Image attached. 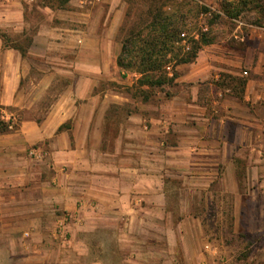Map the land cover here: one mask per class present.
<instances>
[{
  "label": "crops",
  "instance_id": "obj_1",
  "mask_svg": "<svg viewBox=\"0 0 264 264\" xmlns=\"http://www.w3.org/2000/svg\"><path fill=\"white\" fill-rule=\"evenodd\" d=\"M5 1V21H41L27 57L0 37V111H23L0 133V264H110L109 244L117 264H206L205 225L229 209L236 233L264 232V24L203 45L145 98L119 65L132 0Z\"/></svg>",
  "mask_w": 264,
  "mask_h": 264
},
{
  "label": "trees",
  "instance_id": "obj_2",
  "mask_svg": "<svg viewBox=\"0 0 264 264\" xmlns=\"http://www.w3.org/2000/svg\"><path fill=\"white\" fill-rule=\"evenodd\" d=\"M67 1L44 0V4L54 5L56 2L58 6H62ZM194 10L192 1L179 3L170 11L151 10L152 17L148 23L129 31L123 42L119 65L125 70L140 73L137 87V93L140 96L148 97L149 93L145 86L162 88L167 84H173L176 77V64L195 60L202 46L212 41L210 31H201L198 37L190 36L188 31H185L189 30V21ZM246 10L255 11L253 25L264 24V0H224L219 11H210V13L216 18L224 15L230 19H237ZM206 11L209 10L206 8ZM183 32L187 33V37H182ZM33 36L23 32L10 37L0 27V37L4 46L19 50L23 57L28 56ZM169 64L173 65L171 75L166 69ZM9 125L10 122L4 119L0 111V133L11 131ZM64 127L65 125L61 126L59 130Z\"/></svg>",
  "mask_w": 264,
  "mask_h": 264
},
{
  "label": "rangeland",
  "instance_id": "obj_3",
  "mask_svg": "<svg viewBox=\"0 0 264 264\" xmlns=\"http://www.w3.org/2000/svg\"><path fill=\"white\" fill-rule=\"evenodd\" d=\"M192 1L195 6L194 13L190 18L188 33L190 36H197L201 31H210V38L217 39L224 37L228 33L234 31L238 24L241 23V27L245 29L249 24L254 23V17L256 16L255 11L246 10L237 19H230L226 16H221L220 18L214 17L211 12H217L221 9V4L224 0H132L129 9V19L127 21V26L131 28H140L142 25L150 21L151 10L152 11H170L174 9L179 3ZM5 0H0V6ZM206 8L209 11H206ZM36 9L30 8L29 17L27 16V21L24 27L22 24H18L15 20L5 21L4 17H0V25L9 24L7 27H1L10 36H17L23 32L29 35H35L37 28L39 27V21H41L40 14L35 11ZM153 13V12H152ZM4 18V19H3ZM27 28V29H26ZM209 29V30H208ZM31 58L39 59V57L30 54V57L26 60V63H31L29 75L23 79V88L25 93L29 95L31 90L34 89L33 82H37L39 77L42 75L43 71L38 68V66H33ZM35 80V81H34ZM62 86V83H60ZM165 89L164 86L162 88ZM32 95V94H31ZM34 96V95H33ZM54 97L45 95L39 102L34 114L39 118V120L45 114L47 105L53 100ZM9 113H13L10 116H15V121L19 123L23 117V111L11 110ZM231 209L227 210L226 222L221 223L217 221L218 217L210 223H206L205 229L209 235L208 241L217 251L216 254L206 253V264H264V232L257 234H243L236 233L232 227V220L230 218ZM213 213V211L211 212ZM214 213H216L214 211ZM213 213V214H214ZM104 243V241H103ZM102 243V244H103ZM92 244L95 249L99 250V240H92ZM109 244L108 247L104 246L105 254L104 258L110 261V264H117L119 261V256L116 254L112 255L114 251ZM13 258L11 255H6L7 264Z\"/></svg>",
  "mask_w": 264,
  "mask_h": 264
},
{
  "label": "built area",
  "instance_id": "obj_4",
  "mask_svg": "<svg viewBox=\"0 0 264 264\" xmlns=\"http://www.w3.org/2000/svg\"><path fill=\"white\" fill-rule=\"evenodd\" d=\"M84 2L86 3H92V2H95V1H99V0H83ZM182 37H187V33L186 32H183L182 33ZM166 69L168 72H172L173 71V65L172 64H169L166 66ZM243 73L245 75L248 74L247 71H243ZM6 121H9L10 122V125H9V128L10 129H14V125H15V116H10L8 118H4ZM30 154L33 155V156H37L39 154L38 150L36 148H31L30 149ZM205 248L210 251V252H213V253H217V251L215 250V248L210 244L208 243Z\"/></svg>",
  "mask_w": 264,
  "mask_h": 264
}]
</instances>
